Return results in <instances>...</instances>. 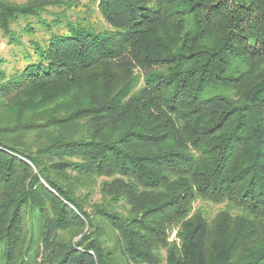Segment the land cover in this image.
<instances>
[{"label":"trees","instance_id":"trees-1","mask_svg":"<svg viewBox=\"0 0 264 264\" xmlns=\"http://www.w3.org/2000/svg\"><path fill=\"white\" fill-rule=\"evenodd\" d=\"M0 31V264H264V0H0Z\"/></svg>","mask_w":264,"mask_h":264},{"label":"rangeland","instance_id":"rangeland-1","mask_svg":"<svg viewBox=\"0 0 264 264\" xmlns=\"http://www.w3.org/2000/svg\"><path fill=\"white\" fill-rule=\"evenodd\" d=\"M17 3H22L27 0H13ZM47 20L50 19L48 15H45ZM97 19V18H96ZM20 26L23 25L22 21H20ZM15 30H18L19 27L14 25L13 27ZM39 35H44V30H42ZM26 37L23 36V40H25ZM21 53L22 51L20 48H17L16 46H13L11 44L7 43V39L2 35V32L0 31V58L4 59V63L1 65L3 68L11 69L12 67H17L19 65V62L21 63ZM104 180V177H93L88 179H83L82 181L77 182L78 184V191L84 199H86L87 202L90 203H102V196L100 193V184ZM106 200V199H104ZM103 203H105L103 201ZM226 206L225 204H214L209 201H201L197 200L194 203L193 208L195 211L201 212V214L206 217L207 219H213L220 210L224 209ZM88 209V207H87ZM90 209V208H89ZM79 237H75L74 241H76ZM163 254V253H162Z\"/></svg>","mask_w":264,"mask_h":264}]
</instances>
